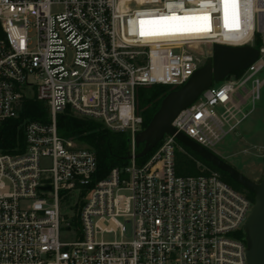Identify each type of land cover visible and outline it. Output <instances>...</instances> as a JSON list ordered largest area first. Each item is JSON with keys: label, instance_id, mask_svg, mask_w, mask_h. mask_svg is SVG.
I'll return each mask as SVG.
<instances>
[{"label": "built area", "instance_id": "built-area-1", "mask_svg": "<svg viewBox=\"0 0 264 264\" xmlns=\"http://www.w3.org/2000/svg\"><path fill=\"white\" fill-rule=\"evenodd\" d=\"M257 5L239 0L225 30L218 0H0V126L25 98L49 112L46 123L24 124L23 146L0 150V264H247L253 200L216 171L176 175L175 135L142 164L131 159L97 177L96 154L61 137L56 115L69 110L128 131L134 146L137 87H180L208 58L201 46L253 45L264 34ZM259 50L241 74L180 110L176 131L211 151L234 131L262 95L264 44ZM75 192L67 222L61 199ZM62 228L77 237L61 240ZM110 232L115 239L102 240Z\"/></svg>", "mask_w": 264, "mask_h": 264}, {"label": "trees", "instance_id": "trees-1", "mask_svg": "<svg viewBox=\"0 0 264 264\" xmlns=\"http://www.w3.org/2000/svg\"><path fill=\"white\" fill-rule=\"evenodd\" d=\"M263 39L259 33L255 34L253 45L262 47ZM242 71L234 73L241 74ZM179 87L171 88L168 85L152 84L139 86L135 93V112L141 116L140 130L144 129L154 113L160 106L162 98L170 91ZM27 121L46 123L49 121V112L43 101L36 98H25L22 109L17 117L5 120L0 126V150L13 152L17 146L24 145L23 127ZM58 134L63 138H73L92 149L97 158V177H104L113 167H121L129 164L125 158L128 144L131 140L128 131H111L100 122L91 118L76 115L69 110L56 115ZM159 143L144 157L135 159L137 164H142L150 154L158 147ZM142 149V144L134 145L135 152ZM174 170L176 175L208 174L211 171L219 173L221 179L232 188L240 192L246 191L248 198L252 200L253 193L244 189L238 182L233 180L227 173L220 171L210 162L202 159L197 153L178 142L174 156Z\"/></svg>", "mask_w": 264, "mask_h": 264}, {"label": "water", "instance_id": "water-1", "mask_svg": "<svg viewBox=\"0 0 264 264\" xmlns=\"http://www.w3.org/2000/svg\"><path fill=\"white\" fill-rule=\"evenodd\" d=\"M211 55L179 88L167 93L154 113L148 125L139 130L134 138V145L142 144L139 152L130 151L126 159L146 156L165 134L175 135L176 140L202 159L210 162L220 171L227 173L244 189L253 193V205L244 223L247 248V264H264V171L259 181H254L241 173L215 152L201 146L182 132H177L172 121L180 110L192 104L206 89L215 82L247 69L260 57L259 48L251 44L231 46L214 43Z\"/></svg>", "mask_w": 264, "mask_h": 264}, {"label": "rangeland", "instance_id": "rangeland-1", "mask_svg": "<svg viewBox=\"0 0 264 264\" xmlns=\"http://www.w3.org/2000/svg\"><path fill=\"white\" fill-rule=\"evenodd\" d=\"M260 35L264 42V34L260 33ZM201 49L208 52L209 56L211 55V46H201ZM262 56L264 57V54ZM219 83L215 82L214 84L217 85ZM170 87L174 88V86ZM26 91L28 92L29 89L26 88ZM249 109L250 106L246 108V110ZM71 139L78 147L88 148L76 139ZM133 147L132 140H130L128 150L131 151ZM212 151L250 179L254 181L260 180L264 171V87L260 100L256 102L254 109L247 118L234 131L225 135L212 148ZM45 167H50V164L47 163ZM242 193L248 195L246 191ZM77 198V193L75 192L61 199L60 212L67 222H71L76 216L75 204ZM251 198L253 200L254 196ZM120 220L122 221L123 219ZM60 237L61 240L70 241L74 240L77 235L74 231L69 232L62 228ZM101 238L104 241H112L115 239V234L112 232L103 233Z\"/></svg>", "mask_w": 264, "mask_h": 264}, {"label": "bare ground", "instance_id": "bare-ground-1", "mask_svg": "<svg viewBox=\"0 0 264 264\" xmlns=\"http://www.w3.org/2000/svg\"><path fill=\"white\" fill-rule=\"evenodd\" d=\"M238 2L239 0H228V3L225 4L223 2V0H218V5H219V10L221 13V23L223 25V28L226 30L228 27H231V22L232 20L236 19L238 16ZM242 2V0H240V3ZM257 9L260 11V17L264 18V0H257ZM170 15V14H169ZM175 16H169V18L171 20H176V19H172ZM182 20V19H180ZM188 27L182 26L181 30H187ZM160 31L162 29H159ZM179 29L175 28L172 29L171 31H176ZM165 31V30H162Z\"/></svg>", "mask_w": 264, "mask_h": 264}, {"label": "snow or ice", "instance_id": "snow-or-ice-1", "mask_svg": "<svg viewBox=\"0 0 264 264\" xmlns=\"http://www.w3.org/2000/svg\"><path fill=\"white\" fill-rule=\"evenodd\" d=\"M223 2H224L225 4H227V3H228V0H223ZM161 19L166 21V20H168L169 18H168V17H162ZM172 19H189V18H187V17H185V18H176V17H173ZM197 19L207 20L208 17H200V18H197ZM199 30H206V29H199ZM154 34H161V33H154Z\"/></svg>", "mask_w": 264, "mask_h": 264}]
</instances>
